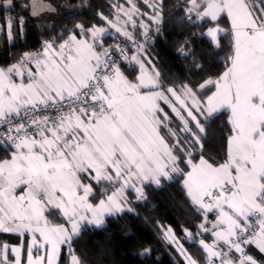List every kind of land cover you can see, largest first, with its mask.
I'll use <instances>...</instances> for the list:
<instances>
[{
    "label": "snow or ice",
    "instance_id": "1",
    "mask_svg": "<svg viewBox=\"0 0 264 264\" xmlns=\"http://www.w3.org/2000/svg\"><path fill=\"white\" fill-rule=\"evenodd\" d=\"M142 4L150 11L110 0L108 14L97 12L102 24H76L62 42L0 67V234L16 237L0 241V264H63L65 249L68 264H82L73 246L83 225L133 212L131 192L146 200L145 186L174 180L200 216L182 238L163 229L179 264H264L249 251L264 253V0H183L181 21L202 22L216 49L228 40L225 70L195 84L164 78L153 63L147 45L167 5ZM14 6L0 0V10ZM81 6L87 0L66 5ZM32 8L56 11L42 0ZM23 24L8 16L0 33L11 42ZM188 43L178 49L185 58ZM224 116V155L205 159L206 126ZM93 182L106 187L97 193Z\"/></svg>",
    "mask_w": 264,
    "mask_h": 264
},
{
    "label": "trees",
    "instance_id": "2",
    "mask_svg": "<svg viewBox=\"0 0 264 264\" xmlns=\"http://www.w3.org/2000/svg\"><path fill=\"white\" fill-rule=\"evenodd\" d=\"M55 9L48 16L32 18L28 0H15V8L26 14L31 24L23 25L22 33L19 27H14L17 33L15 39L9 42L4 33H0V67H7L15 63L20 56L33 50H39L44 41L55 40L57 43L67 38L68 30L74 29L76 24L91 26L102 24L97 12L109 13L110 0H87V6L68 9L66 5H84L85 0H46ZM141 11H150L137 0ZM165 19L162 23V36H155L154 43L147 45L148 54L164 78H171L176 83L203 82L207 77L215 78L225 70L224 57L229 52L228 40H224V50L214 48L208 38L201 33L206 27L201 24H190L181 21L184 15L179 7L183 0H165ZM51 17V20L48 18ZM147 19V17H146ZM223 19L222 27H229L228 21ZM50 24H46L45 23ZM4 26L0 20V28ZM78 31V30H77ZM142 31V29H138ZM151 34H155L154 32ZM143 39V37H139ZM189 43L185 47L192 50L187 58L182 56L178 49L185 40ZM112 43V37L105 38ZM203 66V71L193 67V61ZM227 116L209 122L206 126L207 135L202 141L205 158L220 160L224 155L225 136L228 132ZM7 158V154L0 150V159ZM196 155L195 160L199 159ZM105 185L94 187L100 192ZM146 200H136L135 193L129 194L130 207L133 212H124L105 219L100 227L85 225L82 232L74 239V251L82 264H179L181 258L163 239V229L171 227L176 235L183 237L182 226L195 231L200 223V216L193 210L182 181H165L161 187L155 185L145 186ZM97 200L93 201L97 203ZM55 223H63V217L54 213L50 217ZM163 226V227H162ZM208 242H211L210 240ZM186 246H190L187 245ZM144 248L151 251L141 256ZM196 255H200L196 247H192ZM252 254L259 261L264 262V253L250 247ZM63 264H68L67 250L62 251Z\"/></svg>",
    "mask_w": 264,
    "mask_h": 264
},
{
    "label": "built area",
    "instance_id": "3",
    "mask_svg": "<svg viewBox=\"0 0 264 264\" xmlns=\"http://www.w3.org/2000/svg\"><path fill=\"white\" fill-rule=\"evenodd\" d=\"M28 2H30V0H28ZM8 16H13L17 20H19L20 17H23L24 18V24L23 25H25L26 23H28V24H31L32 23L31 20H30V18L26 14H24L21 11H19L15 7H14V9L12 11L0 10V20H2V22L4 24H5V21H6V19H7ZM151 35H153V40L149 44L154 43L155 36H157V34H151ZM159 35H161V36L163 35L162 34V25H161V33Z\"/></svg>",
    "mask_w": 264,
    "mask_h": 264
},
{
    "label": "crops",
    "instance_id": "4",
    "mask_svg": "<svg viewBox=\"0 0 264 264\" xmlns=\"http://www.w3.org/2000/svg\"><path fill=\"white\" fill-rule=\"evenodd\" d=\"M50 14V12H47V13H45V14H42L40 17H38V18H41V17H44V16H48ZM51 18V17H50ZM223 18H225L227 21H228V19H227V17H223ZM36 19V18H35ZM44 19H46V18H44ZM145 19V22L147 23L148 21H147V19H146V17L144 18ZM32 22V21H31ZM228 24H229V27H230V22L228 21ZM222 27V26H221ZM107 36H105V38H106ZM35 51H37V50H33V51H31V52H35ZM27 52H29V51H27ZM12 64H14V63H12ZM11 64V65H12ZM10 66V65H9ZM8 67V66H7ZM163 107H165V110L166 111H170L166 106H164V105H162ZM0 150H2V149H0ZM205 158V157H204ZM205 159H207V158H205ZM199 161V159L197 160V161H194V162H198ZM190 170V169H189ZM164 181H162V183H163ZM93 184H94V182H93ZM95 186H98V185H95L94 184V187ZM98 203V202H97ZM104 224H105V222H104ZM85 225H90V224H85ZM85 225H83L82 227H81V231H80V233L82 232V230H83V228H84V226ZM91 226H94V225H91ZM101 226H103V225H101ZM96 227V226H95ZM100 227V226H99ZM0 241H7V242H9V243H11V244H13V245H15V242H16V237L15 236H12V235H9V234H0ZM253 249L255 248L254 246H251ZM256 249V248H255ZM258 250V249H257Z\"/></svg>",
    "mask_w": 264,
    "mask_h": 264
},
{
    "label": "water",
    "instance_id": "5",
    "mask_svg": "<svg viewBox=\"0 0 264 264\" xmlns=\"http://www.w3.org/2000/svg\"><path fill=\"white\" fill-rule=\"evenodd\" d=\"M33 2H34V0H30V2H29V6H30V16L32 17V18H38V17H40L42 14H45V13H47V12H52V11H43V10H41V9H36V11H38L39 12V14L38 15H36V16H33L31 13H32V11H33V8H32V4H33ZM42 3L46 6L47 4H51L50 2H48V1H46V0H42ZM52 5V4H51ZM52 7H53V5H52Z\"/></svg>",
    "mask_w": 264,
    "mask_h": 264
},
{
    "label": "rangeland",
    "instance_id": "6",
    "mask_svg": "<svg viewBox=\"0 0 264 264\" xmlns=\"http://www.w3.org/2000/svg\"><path fill=\"white\" fill-rule=\"evenodd\" d=\"M57 12H58V10L56 9V11H54V14L57 13ZM44 17L46 18V16H44ZM48 20H51V18H48ZM48 22H49V23H46V20H45V23H46V24H50V23H51L50 21H48ZM164 182H165V181H164ZM164 182H163V183H164ZM163 183H161V185H160V186H157V187H161V186L163 185ZM153 185H154V184H153ZM155 186H156V185H155ZM109 216H110V215H106V216H105V218H104V222H105V219H106L107 217H109ZM103 225H104V223H103Z\"/></svg>",
    "mask_w": 264,
    "mask_h": 264
}]
</instances>
